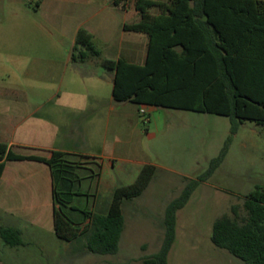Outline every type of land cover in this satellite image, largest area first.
I'll use <instances>...</instances> for the list:
<instances>
[{
    "label": "rangeland",
    "instance_id": "rangeland-1",
    "mask_svg": "<svg viewBox=\"0 0 264 264\" xmlns=\"http://www.w3.org/2000/svg\"><path fill=\"white\" fill-rule=\"evenodd\" d=\"M40 2L0 0V91L11 90L31 98L48 93L49 85L42 78L28 75L30 61L55 55L62 59L64 51L68 62L61 68L63 82L58 81L53 89L59 85L80 89L83 84L77 79L78 73L102 69L110 72L102 66L100 56L74 63L70 58L77 24L74 14L66 11L52 21L47 18L44 5L37 8ZM102 54L109 53L104 50ZM89 87L92 88L91 83ZM87 101L88 108L93 110L94 104ZM123 103L116 102L109 125L105 106L94 109L93 114L88 110L87 115L80 117L82 129L74 132L75 140L60 143L94 156L101 163L100 174L92 176L96 166L87 162L89 159H80L89 166L79 169L84 195L75 197L73 203L81 208L87 204L92 208L94 193L99 202L109 203L113 189L133 182L144 164L156 167L142 194L122 203L124 228L117 252L76 256L67 249L66 241L48 233L46 228L34 227L32 233L39 237V245L10 246L0 239V264H144L143 258L155 253L161 244L166 204L180 193L188 178L206 170L229 136L220 165L177 211L175 239L167 264H244L211 242V227L222 214L233 216V204L238 205L240 216L245 215V195L255 185H264V126L245 120L230 134L228 116L166 107L149 109L143 114L137 104ZM61 109L59 104L49 102L40 107V112Z\"/></svg>",
    "mask_w": 264,
    "mask_h": 264
},
{
    "label": "trees",
    "instance_id": "trees-1",
    "mask_svg": "<svg viewBox=\"0 0 264 264\" xmlns=\"http://www.w3.org/2000/svg\"><path fill=\"white\" fill-rule=\"evenodd\" d=\"M133 7L139 19L125 23L123 29L147 35L146 59L143 64L124 58L101 60L104 68L113 71L114 101L228 116L230 134L245 120L264 126V0H133ZM153 7L159 14L151 13ZM203 16V20H198L204 25V38L210 49L208 65L201 66L196 55L201 57L204 51L193 53L192 37L197 34L188 29L197 22L193 17ZM198 35L201 37V32ZM98 56L92 34L80 27L71 60L82 62ZM229 140L230 136L219 154L210 159L206 170L188 178L180 193L166 204L161 244L155 253L143 258L144 264H167L175 239L177 211L220 165ZM28 149L32 152L21 153L14 150V145L0 142V175L8 160L45 163L51 176L55 235L64 241L84 239L88 252L116 253L124 228L122 203L142 194L156 167L144 164L133 182L113 189L105 212H92L73 201L81 194L79 169L89 168L80 159H89L87 162L97 168L92 176H98L101 163L96 157L56 149ZM243 209L245 215L240 216L238 205L233 204V216L222 214L215 218L210 240L244 264H264V185H255L245 195ZM0 237L10 246L23 244L17 228L0 224Z\"/></svg>",
    "mask_w": 264,
    "mask_h": 264
},
{
    "label": "crops",
    "instance_id": "crops-1",
    "mask_svg": "<svg viewBox=\"0 0 264 264\" xmlns=\"http://www.w3.org/2000/svg\"><path fill=\"white\" fill-rule=\"evenodd\" d=\"M42 5L47 11V18L52 21H55L60 13L63 14L66 11L73 13L77 20L74 34L80 27L87 29L92 34L93 44L99 50L100 57L124 58L131 63H144L147 53V35L143 32L123 29L125 23L136 22L139 19L132 0L117 5L113 4L112 0H41L39 4H36L38 9ZM151 13L156 15L159 14V11H151ZM193 18H197V22L194 23V26L192 25V29L188 30H194L197 36L193 35L191 47L194 49L193 53L200 49L204 51L201 53V57L196 55L197 64L208 65L209 43L204 38V25L199 23V20H203L204 16ZM14 32L17 33V30ZM198 32H201V37ZM45 48L56 49L57 47L47 46ZM104 50L109 54L103 56ZM204 56L205 58H202ZM67 62L68 57L65 51L62 59L55 55V57L39 60L33 58L30 61L28 75L42 78L50 89L48 93L40 94L38 98H31L27 94L11 90L0 91V142L6 143L8 146L14 145L23 148L24 151L15 148V151L21 153L32 152L28 147H36L82 154L74 148H67L64 144H60L66 139L75 140L74 132L82 129L80 117L87 115L88 110L93 111V114L96 111L94 109L105 106L107 110L106 123L109 125V117H113L116 104L112 98L113 71L110 70L106 73L102 69L83 74L78 73L77 79L83 84L80 89L78 86L61 87V85L53 89L58 81L62 84L64 76H62L61 68L65 67ZM90 83L93 89L89 87ZM87 100L94 104L93 110L88 108ZM49 102L59 104L62 107L61 111L47 110L41 113L40 107ZM141 105L144 104L138 106ZM148 108L156 107L148 106ZM80 193L76 197L84 195L81 190ZM93 196L95 200L92 208H88V204L86 208L92 212H105L109 203L99 202L95 193ZM74 205L80 207V204ZM52 206L51 176L49 167L45 163L35 160H8L5 162L0 175V224L19 229L23 241L20 246L40 244L39 237L33 236L32 229L34 227L46 228L48 233L55 235ZM0 239L2 240L1 237ZM66 242L69 245L67 249L76 256L88 252L83 246L84 239L79 242L76 240ZM40 249L45 250V247L40 246Z\"/></svg>",
    "mask_w": 264,
    "mask_h": 264
},
{
    "label": "built area",
    "instance_id": "built-area-1",
    "mask_svg": "<svg viewBox=\"0 0 264 264\" xmlns=\"http://www.w3.org/2000/svg\"><path fill=\"white\" fill-rule=\"evenodd\" d=\"M139 111H140L141 113L145 114V113H147V112L149 111V108H148V106H146V105H141V106L139 107Z\"/></svg>",
    "mask_w": 264,
    "mask_h": 264
}]
</instances>
